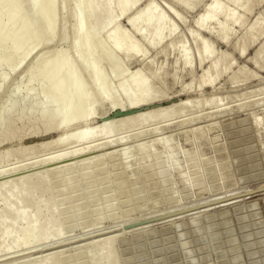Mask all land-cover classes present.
<instances>
[{"label": "rangeland", "instance_id": "obj_1", "mask_svg": "<svg viewBox=\"0 0 264 264\" xmlns=\"http://www.w3.org/2000/svg\"><path fill=\"white\" fill-rule=\"evenodd\" d=\"M59 1L61 2H58V15L63 16L60 28L63 22H65L66 26H62L63 31L62 29L59 31V28L56 37L52 39L48 36L46 27L41 24L42 22L38 17H32L33 31L40 40L41 49L36 54L30 66L18 77L17 82L13 80L11 85L17 84L18 86H22L28 82L30 80L29 77L33 75L34 72L36 73L39 68L41 69L45 61L49 60L50 57L52 58L57 49L65 47L64 43H61V41L64 40V42H68V40H70L71 43L76 42V28L78 27L76 22L79 11L73 3H68V1L64 2L62 0ZM147 1L148 0H140L139 6L144 5ZM160 2H162V5L164 3L177 12L176 19L174 20L171 16L170 19L173 23L177 20L175 24L179 25L180 29L178 27L176 35L168 38L162 44H158L160 46L157 48L147 47L145 44L144 48L142 45L144 43L143 40L136 36L135 41L140 47V52L145 49L143 51L146 53L144 56L134 60L125 58L127 62H123V69L125 73L127 71V74H122L123 76L119 71L113 72V70L106 65V67L109 68L108 72L106 71L108 92L107 95L104 94L103 97L101 96L103 99L100 98V102L104 104V107H107L104 108L105 110L107 109L106 113L109 109V111L115 109L125 111L129 109H140L152 104H158L157 107L140 109L137 110L136 113L123 117H113L109 111V115L105 113L108 117L111 116L109 120L113 118L112 120L117 135L125 136V139L123 138L124 140L115 146L109 145L98 151L95 150L83 153L78 156V160L85 161L95 156L104 157L103 155L117 152L128 146L137 147L139 144H144L147 147V152L155 151V153L161 156L163 155L159 152L162 149L161 143L163 138L166 137L169 138L167 139L169 140L168 144L172 145L170 147L174 151H178L175 152V156L180 165L179 169L181 168L183 171L186 170L190 173L192 170L191 163L185 160L190 156H194L193 153L196 154L195 159L197 158V162L195 164L199 167L200 182L197 181V186L194 185L193 188L189 189L190 192H188V190L184 192L182 183H180L181 180L179 176L175 175L176 172L174 171L171 173L173 178L171 177L168 184L163 183L162 176L160 177L156 167L151 170L146 169L147 172L145 170V172H140V169L137 170L136 167H134L136 165H132L135 164V160L137 162L136 164H138V159L141 158L139 153L136 154L137 152H135L133 154L135 151L134 148L133 152L130 154L131 168L127 174L121 173L123 161L121 162V160L116 157L109 158L107 156L98 164V167L102 166L100 168L103 169L98 170L95 167V171H92L95 173H90V179L92 178L91 180H93L96 189H93V194L89 196L87 193L89 197H86L85 190L82 191L83 189L79 188L83 187V183L78 186L81 182H79L80 180H76L78 185H76L74 193H77L75 196L78 200L82 198L81 203L85 201L83 206L87 207L88 204H90L89 200H91V196H94L95 200L92 199L94 202L90 204L91 206L84 209L82 208L85 210L83 213H76L77 216L74 215L72 217V221H76L74 225L75 228L66 230L67 233L64 235L65 237H61L63 238V240H61L62 242L60 239L57 242L58 249L61 248L64 249V251L62 250L63 252L54 253L52 255L49 254L39 260L62 254L63 257L67 258L65 264H86L87 260L84 256L78 259L75 257L74 260L72 259L75 253L80 249L78 245H82V242L85 243L97 240L99 237H103V235L110 234V232V235L118 232V237H114L116 239L113 243L114 251L119 255H116L118 264H264V63H262V59L259 57L264 50V34L256 39L243 55H239L231 46V42L240 38L245 28L249 26L259 14L261 21L264 20V0H252L251 11L246 15V24L243 28L232 27L234 35L229 40L228 44H221L215 37L204 32H198L196 29L195 20L204 12L212 0H158L157 4L159 5ZM66 3L68 4V8ZM22 4L18 6V8L21 7L23 10L25 8V10H27L25 15L31 18L32 9L30 10V5L25 2L24 4L26 5L22 7ZM98 4L99 3H97L96 7H98ZM223 4L229 7V9L235 10L231 4L226 3V1L224 2V0ZM18 8L16 7L14 10L16 11ZM133 12L131 14H133ZM235 12L241 13L239 9H236ZM29 13L30 15L28 16ZM118 25H120L119 27L124 29V31L126 29V31L133 36V31L127 25L124 17L121 18ZM211 28L214 27L212 26ZM186 31H190L191 33L194 32L195 34L198 32V39L201 41L203 40L213 48V58L219 55L218 58L222 60L221 62L230 63V67L226 70L223 77L217 81L214 88H204L200 90L199 93L193 88L185 91V87L191 83L194 87L196 78L201 71L208 68V63L203 59L201 60L199 69L194 71L193 74H188V72L182 68V64L178 61L179 56L177 55V51L174 50V47L182 40L186 39L184 41L187 43L188 40L187 44H190L189 47L191 50L193 48L195 49L194 42L191 41L190 36V39L187 37L190 32L186 34L184 33ZM66 33H68V36ZM128 33H126V36H129ZM8 58L9 55H6L5 58H0V94L7 81L16 71L18 64V62L15 63L14 59L12 60L13 57L10 56V61ZM10 62H12V64ZM81 63L83 66L84 63L82 61ZM147 63H149L152 68H162L163 66L161 70L163 74L162 79L160 81L152 80V87L157 90L161 89L163 92L162 96L154 101H149V103L146 101L142 104L141 102L136 105L139 106L138 108H128L125 106L126 103L122 91L120 90V83L121 81H129L131 78L130 76H133L132 74L135 72L138 73V71L139 77L148 75V68L145 67L149 65ZM82 68L85 67L83 66ZM83 70L85 76L88 73L86 78L87 81H89L88 83L92 85L93 83L91 82L93 77L91 79V76L93 75L86 69ZM109 70L111 72H109ZM162 82L164 83L162 84ZM11 92L12 91L9 93L11 96L8 97L2 109L4 110V112H2L3 114L0 112L5 121L4 125L2 127L0 126V140L3 138L9 139V142L3 145L1 144L0 146V154L5 152L9 156L7 162L0 164V169L14 167L20 162L29 163L40 156H48L49 154H54L61 150H70L69 148L73 149V147H78V144L73 142L71 133L76 131L77 127L79 129L80 126L69 128H64L62 126V116L53 108V104L56 102V98L52 97L54 94H49V92L47 93L44 91V96L42 95L43 93H38L39 95H37V92L34 93L35 95L33 96H28L25 93L12 94ZM210 98L215 99L216 103L208 106L205 105L204 107L202 104ZM182 102L188 104L189 108L187 110L182 112L179 111L175 115L160 120L155 124L148 121L141 124L140 118L143 115L154 114L169 108L177 109ZM99 110L100 109H95L92 119L94 121H91L93 124L90 123V127L93 128L96 133H98L99 128L108 119L106 116L103 118ZM96 133L95 135L97 136ZM95 138L99 137L97 136ZM27 141L30 142L27 143ZM93 143H91V146L100 144L101 142L94 141ZM156 148L159 150L157 151ZM147 152L144 155L150 156ZM190 153L192 154L190 155ZM185 155L188 156L186 159ZM201 161L204 162V164ZM150 162H152V159H150ZM56 164H58L57 166L62 165L61 162H57ZM37 169L40 170L41 167H37ZM27 170L28 171L23 170V172L17 174L10 173L5 176L3 175V177L1 176L0 184L6 180H15L19 177H23L27 173L33 171V169ZM97 170L98 172L96 173ZM76 173L77 172H75V174L73 173V175L77 179L78 173ZM99 175H101V177H99ZM94 177H96V180ZM102 181L107 182L108 188L105 193L107 196L100 200L101 195L96 194H98L97 190L99 189V183ZM198 182L201 183L200 186ZM53 186L55 187L56 185L53 184ZM200 187L203 191H200ZM238 191H241V195L246 194L244 196L247 197L245 198L246 201L243 200L244 198L241 199L242 196L240 194L237 195ZM66 192L67 191H65V193ZM192 192L195 195L192 196ZM235 192L236 196L235 194L234 197L231 195L232 199L230 194ZM66 194L70 195L71 193ZM217 194H221V196H217ZM56 195L58 194L56 193ZM135 195L138 196L134 197ZM224 195L227 196L229 200ZM251 196L253 197L251 198ZM70 197L71 196H69V203H65V207L73 203V197H71V199ZM108 197H110L111 200L108 199ZM217 197L219 199H216ZM236 197H241L239 198L241 201L232 204L231 206L233 208L229 205V207L227 206L228 209L225 208L226 206L216 207L212 209L213 211L209 210V213L206 212V214L205 212L204 214L198 213L199 215L195 213L197 210L203 209V207L207 208V206L219 205L221 202L225 203V201L238 200ZM207 198H215L218 202H215L213 199H211L213 201L210 200V202ZM110 201L111 203L109 204ZM203 201L208 203H203ZM93 204L95 208L92 210L98 209L100 212L99 217L93 213L94 216L89 210L90 207L92 208ZM108 204L112 206L113 213L116 216H114L115 218L113 217V219L106 218L108 217L107 211L110 210L109 207L111 208ZM195 204L197 205L195 206ZM104 209H106L105 212H103ZM189 212H194L195 214L192 213L190 218L188 216ZM180 214L181 216L184 215L185 218H183L184 216L180 217ZM80 215L82 217H80ZM169 217H179V219L165 223L164 225L131 231L135 230V228L154 224L156 221L160 222L169 219ZM150 221L151 223L148 224ZM152 221L154 222L152 223ZM140 224L144 225L141 226ZM131 225H135L133 226L134 228H128L130 230L126 229L127 226L130 227ZM137 225L140 226L137 227ZM109 238L114 239L113 237ZM109 238L102 242L109 243L113 241ZM12 240V237H8L4 239L3 242L10 244L13 242ZM52 240L53 239H50V241ZM50 241L46 242L49 243ZM52 242L56 243V241ZM42 246L40 245L37 247L36 244L22 246L20 247L23 248L22 250L17 248L20 250L18 253L23 252V250L26 253L23 252L24 254L20 253L19 255L17 251H15L17 249L14 248L0 252V264H17L19 261L22 262L18 264H26L27 261H30L29 257L31 255H34L35 258H37L38 254V256L41 255V251H37ZM63 246L68 247V250ZM45 247L46 248H42L48 250L47 246ZM111 247L112 245L108 244V246L105 247V251H111ZM31 248L35 250L31 251ZM42 248L40 250H44ZM85 249H88V246ZM89 249H91L90 246ZM46 250L43 252L45 253ZM9 253V256H12L14 253L13 257L9 258ZM87 253H89V251H87ZM20 255L21 258H17ZM22 256H24V258ZM1 258L2 260L4 258L3 262ZM31 260H33V257Z\"/></svg>", "mask_w": 264, "mask_h": 264}, {"label": "bare ground", "instance_id": "obj_2", "mask_svg": "<svg viewBox=\"0 0 264 264\" xmlns=\"http://www.w3.org/2000/svg\"><path fill=\"white\" fill-rule=\"evenodd\" d=\"M62 1L64 2L68 1V3L69 2L73 3L74 6L79 11L76 22V24H78V27L76 28L77 29L76 32L77 37L75 39L76 42L71 43L70 40H68L69 38L67 39L68 42L67 41L64 42V40L61 41V43L62 42L64 43L65 47H61L60 49H57L53 57L52 58L50 57L49 60H46L42 68L41 69L39 68V70L36 73L34 72L33 75L29 77L30 80L28 82H26L22 86L21 85L18 86L17 84L11 85L12 81L14 80L17 82L18 77L30 66V64L34 61L36 54L41 49L40 40L35 35L36 33L33 31L34 29L32 26L33 23L32 19L35 18V16L36 18L38 17V19L42 22L41 24H43V26L46 27L48 31V36H50V38L52 39L55 38L57 35V31L60 28V23H62L61 19L63 18V16L58 15V7L61 1L59 0H0V58H5L6 55H9L8 58L9 61L11 56L13 57L12 60L13 59L15 60V63L18 62L16 71L7 81L0 94V112L1 113L4 112V110L2 109L5 106L8 97L11 96L9 95L10 91H12L11 92L12 94L25 93L28 96H33L35 95L34 93L36 92H37L36 94L39 95L40 93L46 91L47 93L49 92V94L50 93L54 94V96L52 95L51 96L53 98H56V102L53 104L54 105L53 108L58 113L61 114L63 121L62 126L64 128L80 126L79 129L77 127L76 131H73V133H71V138L73 139V142L78 144V147L75 148L73 147V149L69 148L70 150H66V149L64 151L61 150L58 151L57 153L49 154L48 156H40L35 158L29 163L20 162L14 167L12 166L7 169L4 168L5 170L0 169V177L1 176L3 177V175L5 176L6 174H10V173L17 174L19 172L20 173L23 172V170L28 171L27 169L29 170L33 169V171L27 173L23 177H19L15 180L12 179L6 180L2 184H0V252L9 250L11 248L14 249L19 248L20 250H22L23 248L20 247L27 246L29 244L32 245L36 244L37 247L43 245L42 247L46 248L45 246H47L48 248V250H46L41 247L42 249L46 250L47 253L46 252L44 253L43 252L44 250H40L41 248H39L37 252L41 251L40 252L41 255L38 256L39 254L38 255L36 254L37 258H35L34 255L33 256L31 255L29 257L30 261L29 262L27 261L26 264H65L67 258L63 257L62 254L54 257L50 256L49 258L44 260H39V259L44 256H48L49 254L52 255L54 253L64 251V249L61 248H59L61 250L58 249L57 242L59 241V239L60 241L63 240V238L65 237L64 235L67 233L66 230H71L75 228L74 225L76 224V221H72V217L76 215V213H83L85 211L83 209L91 206L90 204L94 202L92 200L94 199V196L93 197L91 196L90 198L92 201L89 200L90 199L89 198L88 200L90 204H88L87 207H84L83 205L85 204L84 203L85 201L81 203L82 198L80 197L81 199L79 200L76 198L75 195H77V193H74V191L76 189V185H78L77 181L80 180L79 182H81L78 186H80L83 183L82 186L84 188L83 187H79V188L83 189L82 191L85 190L84 192L86 193V195L87 193L89 196L90 194H93L94 193L93 189H95V185L93 184L94 183L93 180H91L92 178L90 179V173L93 174L95 173L92 172L93 170L95 171V167L98 170H102L103 168L102 169L100 168L102 166L99 165L100 167H98V164L102 159H104L107 156L109 158L116 157L119 158L121 162L123 161L122 163L123 166L121 167V173L127 174V172L131 168L130 154L133 152V148H134L135 151L133 152V154L137 152L136 154L139 153L141 155V158L138 159L139 160L138 164H136L137 162L135 160V164L132 165L133 166L136 165L134 167H136L137 170L140 169L139 170L140 172L144 170L146 171V169L151 170L154 167H156L160 177L162 176L161 178L163 183L168 184L170 182L171 177L173 178V175H171V173H173L174 171L176 172L175 175L179 176V179L181 180L180 183H182V189H184V192L185 190H188V192H190L189 189L193 188V186L196 185L197 181L200 182V178H199L200 174L198 170L199 167L197 166V164H195L197 162L196 160L197 158L195 159L196 154L193 153L194 156H190L192 154L190 153L189 155L190 157L185 155L186 156L185 159L188 157L187 160L185 161L191 163V167H192L191 172L188 173V171L186 170L183 171V169L181 168L180 170L179 162L175 156L176 154L175 152L177 150L174 151L170 147L172 145L168 144L169 140L167 139L169 138L166 137L163 138L161 143L162 149L159 151L161 154H163L161 156L155 153V151L147 152V147L144 144L143 145L139 144L137 147L128 146L117 152L103 155L104 157L95 156L85 161L78 160V156L83 153H87L95 150L98 151L99 149L105 148L106 146L109 145L115 146L121 143L125 139V136L117 135L115 131L116 129L114 128V122L112 120L113 118L109 120L111 116L108 117L107 115H105L107 109L106 110L104 109L107 107L106 106L104 107V104L100 102L101 96L103 97L104 94L107 95L108 92L107 91L108 82L106 83L107 81L106 71L108 72L109 68H107L106 65L109 66L113 70V72L119 71L121 75L127 74V71L125 73L123 69L124 67L123 62L125 61L126 63L127 58L131 60L138 59V57L144 56V54L146 53V52L144 53L143 50L145 49L143 48H141L143 50L140 52V47L137 45L135 41L136 36L140 37L141 40H143L144 42L142 44L143 47L145 44L147 47L157 48L158 46H160L158 44H162L168 38H171L173 35H176V31L179 25L175 24L177 20L175 23H173L172 20L170 19V16L175 20L177 17V12L173 10L171 7H168V5H165L164 3L162 5V2H160L161 5L159 4L160 5L159 6L157 4L158 0L157 1L148 0L142 6H139L140 0H62ZM225 1L226 3L231 4L235 10L226 7V5L223 4V0H212V2L206 7L204 12L200 16H198V18L195 20V26L198 32H204L208 35H211L212 37H215V39L221 44L229 43V40L234 35V31L232 30V27L243 28V26L246 24V15L251 11V6H252L251 5L252 0H224V2ZM25 2L30 5V10L32 9V13L30 12L31 18H28L25 15L27 12L25 8L24 10L21 7L18 8V6H20L22 3H23L22 7H24V5H26L24 4ZM97 3H99L98 7H96ZM16 7L18 8V10L15 11L14 8L16 9ZM67 8H68V4H67ZM236 9H239L241 13L235 12ZM132 12L133 14H131ZM30 13L28 14V16L30 15ZM123 17L126 19L127 25L133 31L132 34L133 36H131L130 35L131 33L129 34L125 29L126 33H128L129 36L131 37L126 36L124 29H122L121 27H119L120 25H118L119 21ZM262 22H264V20L261 21L259 14L254 19V21L245 28L241 37L231 42V46L233 47L235 52H237L239 55H243L246 52V50L256 41V39L260 38L264 34V23ZM178 23H179V19H178ZM62 26L64 27L66 26L65 22H63ZM62 26L59 29V31H61V29L63 31ZM212 26L214 28H211ZM187 32L190 31H186L184 33L187 34ZM198 32L197 34H195L194 32L193 33L190 32V34L187 35L188 38L190 36L191 41L194 42L193 44H195V49L193 48L194 50L193 49L191 50V48L189 47L190 44L189 45L187 44L188 40L187 43L186 41H184L186 39L182 40L174 47V50L177 51V55L179 56L178 61L182 64V68H184L185 71L188 72V74L189 73L193 74L194 71L199 69L202 59L208 63V68L203 69L199 74V76L196 78L194 87L192 83L189 84L187 87L184 86L185 91L193 88L197 93H199V91L204 88L205 89L214 88L217 81L221 79V77H223L226 70H228V68L230 67V63L221 62L222 60L218 58L219 55L213 58V51H212L213 48L203 40L201 41L200 39H198V34H199ZM67 34L68 33H66V35ZM259 57L262 59V63H264V50L261 52V55H259ZM81 61L84 63L83 66L85 68H82L83 66ZM10 63L12 64V62ZM144 65H145V61H144ZM145 67L148 68V72H149V74L146 75L145 77H139L140 75L138 74L139 73L138 71V73L135 72L132 74L133 76H130L131 78L129 81L126 78L125 79L127 81L120 80L121 81L120 90L122 91V94L125 99V103H126L125 106L128 108H133V107L138 108L139 106L136 105H138L139 103L142 102L143 104V102L146 101L147 103H149V101L150 102L154 101L155 99H158L162 96L163 92L161 89L157 90L152 87V80L154 79L160 81L162 79L163 74L161 73V70L163 66L162 68H156V67L152 68L151 65L149 64ZM83 69H86L93 75L91 76V79L93 77V80L91 82L93 83L92 85L88 83L89 81H87L86 78L88 73L86 71L87 75L85 76ZM109 72L111 71L109 70ZM163 83L164 82H162V84ZM44 94L45 93H43L42 95L44 96ZM215 101H216L215 99L210 98L206 100L202 105L205 107V105L208 106L216 103ZM188 108H189L188 104L182 102L177 109L169 108L166 110L156 112L154 114H147L145 116L143 115L140 118V121L141 124H144L147 121L155 124L160 120L169 118L175 115L176 113H178L179 111L182 112L187 110ZM95 109L96 110L100 109L99 111L101 112L103 118L104 116H106L108 117L107 120H109V121L106 120L107 122L105 121L104 124H102V126L98 130V133H96L94 129L90 127L91 125L90 123L94 121L92 119ZM108 111L106 114L109 115L112 110L109 111L110 113ZM98 114L100 115L99 112ZM4 122H5L4 117H2V115L0 114L1 127L4 125ZM95 133L99 138H95L97 137ZM94 141H99L101 143L91 146V143H93ZM7 142H9V139L7 138L1 139L0 146L1 144L3 145ZM146 152L150 156H145L144 154ZM7 159H9L7 153L4 152L0 154V164L7 162ZM150 159H152L153 163L150 162ZM57 162L59 163L61 162L62 165L57 166L58 165L56 164ZM202 163L204 164V162ZM37 167L39 168L41 167V169L42 168L43 169L38 170ZM98 170L96 171V173L98 172ZM75 172L78 173V174L76 173L78 176L77 179L73 175V173L75 174ZM101 175H99V177H101ZM94 178L96 180V177ZM53 184H55L56 186L54 187ZM99 184H100L98 186L99 189L97 190L98 194L96 193L95 194L101 195L100 196V200H101V198L103 197L105 198L107 196L105 195V193L107 192L106 189L108 188L107 186L108 184L107 182L104 181H102ZM200 184L201 183H199V186ZM65 191H67L66 193L68 194L71 193L73 196L71 194L67 195ZM200 191H203L201 187H200ZM240 192L238 191L237 195H239ZM56 193L58 195H56ZM221 194L220 195L217 194V196H221ZM234 194L236 196V192L230 194V196L233 195L234 197ZM88 195L86 197H89ZM193 195L195 194H193L192 192V196ZM69 196L73 197L72 198L73 203L72 204L70 203L71 204L70 206L67 205L65 207V203H69ZM137 196L138 195H135L134 197ZM252 197L253 196H251V198ZM239 198H237L238 200L234 198L235 201L234 200H231L229 202L225 201V203L221 202V204L219 205H214L210 207L207 206V208L203 207V209L194 212L197 214L198 213L204 214L205 212L206 214V212L209 213V210L211 211L216 207L219 208L226 206L225 208H227V206L229 207V205L231 206L234 203L237 202L239 203V201H241L239 200ZM245 198L247 197H242L241 199L245 200ZM108 199H110V197H108ZM211 199L209 198L208 200L210 201ZM216 199L219 198L217 197ZM213 200L215 202H218L215 200V198ZM110 203L111 201L109 202V204ZM203 203H208V202L203 201ZM93 205L92 208L90 207V209L89 208L88 209L92 212V214L94 213L97 217H99L100 212L98 209L92 210L95 208V205L94 206ZM196 205L197 204H195V206ZM106 209H104L103 212H105ZM109 209L110 210L107 211L108 217L106 218L113 219L115 214L113 213L112 206L111 208L109 207ZM192 213L189 212L188 216L190 217ZM181 214L180 217H183L185 215V213L182 216ZM80 217L82 216L80 215ZM183 218H185V216ZM178 219L179 217H174V218L169 217V219L162 221L159 220L160 222L156 221V223L154 224L135 228V230H131V231H136L146 227H155L159 225H164L165 223L173 222ZM154 221H152V223ZM149 223H151V221L148 222V224ZM140 225H137V227ZM110 234H106L103 235V237L102 236L99 237V239L101 238L100 240L97 239L98 238L97 237L95 238L97 240L89 241L85 243L82 242V245L81 244L78 245L80 249L75 253V255L72 253L74 255L72 259L74 260V257L78 259L84 256L87 260L86 264H118L116 258V255L118 254H116V252L114 251L113 243L116 239L114 237H118L119 233L116 232V233H112V235ZM8 237H12L13 239L12 240L13 242L10 244L3 242V240ZM109 237H113L114 239ZM108 238L112 239L113 241H110L109 243L106 242L107 244L105 242H102L107 240ZM50 239H53L52 241H56V243H53L52 241H50ZM46 241H50V242L48 243ZM108 244H111L112 247L110 248L111 251L106 252L105 247H107ZM87 246L88 249L89 246L91 249L89 250L85 249L87 248ZM98 247L101 249H99ZM64 248L67 249L68 247H64ZM20 250L17 249L15 251H17L18 253ZM34 250H35L34 248H31V251ZM87 251H89V253H87ZM23 252L20 253L22 254ZM20 253H18V255ZM13 254L12 256H9L10 255L9 253L8 257L9 258L13 257ZM24 256L22 257L24 258ZM32 257L33 260H31ZM17 258H21V255Z\"/></svg>", "mask_w": 264, "mask_h": 264}, {"label": "water", "instance_id": "obj_3", "mask_svg": "<svg viewBox=\"0 0 264 264\" xmlns=\"http://www.w3.org/2000/svg\"><path fill=\"white\" fill-rule=\"evenodd\" d=\"M158 104H152L150 106H146V107H142L140 109H146V108H154V107H157ZM140 109H129V110H125V111H122V110H119V109H115L111 112V116L113 117H121V116H126V115H130L132 113H135L137 110H140ZM30 141H27V143H29ZM246 194H243L242 197H244ZM132 226H135V225H131L129 228H131ZM126 229H128V226L126 227Z\"/></svg>", "mask_w": 264, "mask_h": 264}]
</instances>
